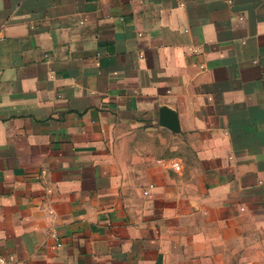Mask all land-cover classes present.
Listing matches in <instances>:
<instances>
[{
  "label": "crops",
  "instance_id": "1",
  "mask_svg": "<svg viewBox=\"0 0 264 264\" xmlns=\"http://www.w3.org/2000/svg\"><path fill=\"white\" fill-rule=\"evenodd\" d=\"M0 256L264 264V0H0Z\"/></svg>",
  "mask_w": 264,
  "mask_h": 264
},
{
  "label": "built area",
  "instance_id": "2",
  "mask_svg": "<svg viewBox=\"0 0 264 264\" xmlns=\"http://www.w3.org/2000/svg\"><path fill=\"white\" fill-rule=\"evenodd\" d=\"M163 164L165 165V167H168L174 171H178L180 169V162L177 159H171V160L164 161ZM151 187L152 186H150V188ZM144 194H147V193L144 192ZM0 264H13V263L9 258L0 256Z\"/></svg>",
  "mask_w": 264,
  "mask_h": 264
},
{
  "label": "water",
  "instance_id": "3",
  "mask_svg": "<svg viewBox=\"0 0 264 264\" xmlns=\"http://www.w3.org/2000/svg\"><path fill=\"white\" fill-rule=\"evenodd\" d=\"M160 123L166 125L167 127L173 129L174 128V120L166 115H162L160 119Z\"/></svg>",
  "mask_w": 264,
  "mask_h": 264
}]
</instances>
